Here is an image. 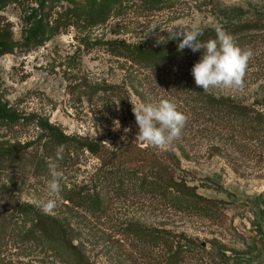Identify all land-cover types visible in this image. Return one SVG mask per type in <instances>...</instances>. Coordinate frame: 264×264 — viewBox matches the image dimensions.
<instances>
[{
    "label": "rangeland",
    "instance_id": "rangeland-1",
    "mask_svg": "<svg viewBox=\"0 0 264 264\" xmlns=\"http://www.w3.org/2000/svg\"><path fill=\"white\" fill-rule=\"evenodd\" d=\"M31 1L27 4L37 6ZM25 16L15 4L0 8V26H9L18 42L14 53L0 56V98L22 114L46 116L68 134L101 138L115 149L125 143V130L136 124L132 103L139 105L163 98L174 102L179 111H189L190 106L182 103L187 97L172 87L170 79L182 72L186 75L183 79H192L191 70L196 62L189 64V59H181L166 68L152 70L114 55L111 43L138 44L163 38L174 32L180 22L208 29L264 19V0H211L201 11L191 0H185L172 10L157 13L131 5L106 24L94 28L70 26L42 45L30 47L22 45ZM261 42L256 39L244 48H250L253 57L243 90L213 89L216 93L248 104L263 95L264 80L259 79L262 77L258 73L264 62ZM187 123L180 138L161 150L172 149L179 157V146H183L180 142L186 140L191 144V154L181 158L176 174L197 185L198 193L219 201L218 213L213 217L167 210L162 203L148 200L146 194L126 184L117 190L112 184L102 183L101 162L87 152L58 161L64 181L54 216L70 218L82 230L81 239L93 244L92 254L103 259V264H159L144 250L140 251L137 242L118 232L115 226L129 220L148 225L167 222L168 228L185 232L205 245L222 264H264V170L237 169L227 157H212L201 136L193 133L200 128V122L194 116ZM37 132L31 125H1L0 149L33 141ZM137 144L142 147L138 140L134 141ZM39 153L42 155L32 145L22 148V161L0 162V208L15 200L37 207L35 201L46 198L50 175L48 163L35 167ZM93 184L103 191L110 206L105 215L67 207L72 204L64 199L66 191ZM26 229L14 223L8 230L0 250V264H67L65 257L47 243L25 237ZM104 245L108 248L102 249ZM182 264H195V260L189 256Z\"/></svg>",
    "mask_w": 264,
    "mask_h": 264
},
{
    "label": "trees",
    "instance_id": "trees-1",
    "mask_svg": "<svg viewBox=\"0 0 264 264\" xmlns=\"http://www.w3.org/2000/svg\"><path fill=\"white\" fill-rule=\"evenodd\" d=\"M31 1V0H30ZM37 6L27 4L29 0H0V8L15 4L26 13L23 43L26 47L42 45L54 35L70 26L78 24L85 28H94L106 24L112 18L122 15L131 5L147 7L153 13L172 10L185 0H34ZM197 10H203L211 0H191ZM32 2V1H31ZM232 35L235 42L245 48L248 43L261 40L264 43V19L232 22L221 26ZM214 28L202 29L200 42L216 39ZM172 33L163 38L159 36L148 42L126 44L112 42L114 55L125 58L133 65L148 67L152 70L166 68L177 60H188L193 64L201 59L204 50L192 52L185 48L178 51L179 40H172ZM161 40L164 43H157ZM18 42L15 41L9 26H0V56L14 53ZM173 67V66H172ZM171 67V68H172ZM169 68V69H171ZM183 71V70H182ZM264 80V62L259 72ZM182 77L181 79H179ZM182 73L172 80V87L186 96L182 108L190 121L194 116L200 122L198 133L207 144L210 155L227 157L234 168H257L264 170V89L263 95L252 103H244L230 95L218 94L213 89L204 92L197 87L194 78H185ZM185 101V100H184ZM181 108V107H180ZM187 119V120H188ZM4 124L31 125L36 128L37 138L25 144L17 143L0 149V162H20L22 148L36 145L41 151L40 160L35 164L39 168L43 163L56 158V151L63 146L62 159H72L80 153H89L101 162L102 183L112 184L120 190L123 186L140 190L148 200H157L164 208L171 211L195 213L202 217H213L218 212L219 201L198 193V186L189 183L187 178L177 175L181 158L191 154V144L184 140L179 146L180 156L172 150L163 151L154 147L134 145L138 134L137 124L124 135L125 143L111 149L101 138H92L79 134H68L46 116L36 113L22 114L0 98V126ZM188 126L186 122L185 127ZM183 128L182 131L186 130ZM133 136V138H129ZM128 140V141H127ZM177 143V142H176ZM42 156V157H41ZM174 161L176 164H174ZM181 170V169H180ZM113 188V189H114ZM64 199L72 204V210L82 213L104 215L110 209L103 191L96 185L83 186L65 192ZM9 208L5 211V208ZM24 227L25 237L47 243L50 248L59 251L67 264H103L92 254L93 244L81 239L82 230L73 225L70 218L44 214L34 204L11 201L0 208V250L7 239V232L13 224ZM31 223L30 227L26 224ZM167 222L148 225L139 221H125L118 232L137 242V248L144 250L147 256L153 257L159 264H182L191 256L195 264H222L213 256V252L202 243L189 237L185 232L174 231ZM104 245L102 249H107ZM142 249V250H141ZM106 261V260H104Z\"/></svg>",
    "mask_w": 264,
    "mask_h": 264
},
{
    "label": "clouds",
    "instance_id": "clouds-1",
    "mask_svg": "<svg viewBox=\"0 0 264 264\" xmlns=\"http://www.w3.org/2000/svg\"><path fill=\"white\" fill-rule=\"evenodd\" d=\"M155 29V25H153ZM216 39L200 42L203 30L196 25L190 27L180 22L172 34V40H179L178 51L189 48L192 52L204 50L201 59L191 70L197 87L209 92L212 89L243 90L249 61L253 57L250 48H241L221 27H217ZM157 43H164L159 40ZM132 112L139 128L136 140L142 147L165 149L180 138L188 117L178 110L177 105L168 100L133 104ZM125 131H129L126 129ZM107 143V142H106ZM63 146L56 151V158L48 161L50 179L47 182L46 198H38L35 203L44 213L55 215L57 201L63 191L64 173L59 170Z\"/></svg>",
    "mask_w": 264,
    "mask_h": 264
}]
</instances>
